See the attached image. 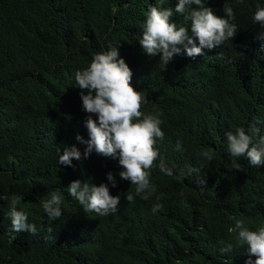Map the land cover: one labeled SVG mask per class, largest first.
<instances>
[{
	"label": "trees",
	"instance_id": "16d2710c",
	"mask_svg": "<svg viewBox=\"0 0 264 264\" xmlns=\"http://www.w3.org/2000/svg\"><path fill=\"white\" fill-rule=\"evenodd\" d=\"M223 2L206 6L223 16ZM176 3L0 0V264H245L247 246L230 229L237 221L250 230L264 226V165L231 156L226 133L259 121L264 135V41H252L257 29L250 19L264 0L239 2L240 32L230 44L194 58L175 55L164 66L161 54L147 55L139 40L149 8ZM172 20L183 23L181 16ZM116 47L133 87L147 99L141 111L157 114L164 132L150 176L156 190L131 203L125 196L136 186L120 179L118 159L93 150L88 159H73L75 167L58 163L65 146L83 154L77 134L89 139L75 72ZM203 151L212 153L211 161L199 156ZM160 159L172 176L159 171ZM201 167L203 189L201 173L189 174ZM75 180L107 184L110 195H120L119 211L110 217L84 212L68 193ZM52 192L63 211L55 221L43 209ZM157 197L163 209L153 212ZM13 198L36 235L12 230ZM229 243L233 250L222 253Z\"/></svg>",
	"mask_w": 264,
	"mask_h": 264
},
{
	"label": "clouds",
	"instance_id": "9594fccd",
	"mask_svg": "<svg viewBox=\"0 0 264 264\" xmlns=\"http://www.w3.org/2000/svg\"><path fill=\"white\" fill-rule=\"evenodd\" d=\"M243 1L245 0H224L223 16L214 14L213 9L206 6L207 0H177L174 8L151 6L143 24L142 38L139 40L142 50L149 56L160 53V62L166 66L175 55L183 53L194 58L203 55L204 49L211 50L228 40L230 44L240 32L235 8ZM163 3L164 0H160V5ZM174 16L183 17V23L178 25L172 20ZM250 19L257 29L252 41L263 43L264 7L258 6ZM132 76L128 64L123 58H119L117 47L94 54L87 67L75 72L76 87L81 90L79 95L82 109L88 114L85 127L89 139L84 140L77 134L75 139L86 145L83 154L75 145L65 146L58 160L59 165L75 167L73 159H88L93 150L104 157L118 159L122 168L119 172L120 179L136 186L134 194L129 192L125 196L130 203L137 196L147 200L155 192L150 176L160 157L157 141L164 139L159 116L141 111L147 99L141 91L133 87ZM258 123L259 121H254L247 130L239 127L235 132L226 133L230 155L247 157L253 166L264 165V135H259L260 128L256 126ZM257 136L258 139L254 142V137ZM176 150H183L182 141L177 140ZM199 156L205 161L212 159V153L208 151L201 152ZM158 167L167 176L173 175V170L163 159L159 160ZM202 169L203 167L191 168L189 174L201 173L198 183L203 189L207 181ZM107 181L112 187L117 186L118 181L112 172L107 173ZM67 189L69 195L83 206L84 212L110 217L119 211L120 195H110L109 187L105 183L96 186L87 181L75 180ZM180 195L183 196V192ZM156 199L153 212L163 209V205L159 203L160 197ZM43 209L49 221L60 218L63 215L60 195L52 192L50 198L44 201ZM9 218L15 233L28 231L33 235L37 234L36 225L28 222L26 212L17 209L16 198L10 202ZM237 230L239 241L247 246L244 250L247 256L245 264H264V226L250 230L241 221H237L230 231ZM232 250L233 246L229 243L221 252L228 253Z\"/></svg>",
	"mask_w": 264,
	"mask_h": 264
}]
</instances>
